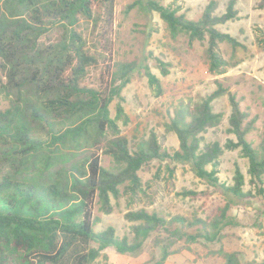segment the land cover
<instances>
[{"label": "trees", "instance_id": "obj_1", "mask_svg": "<svg viewBox=\"0 0 264 264\" xmlns=\"http://www.w3.org/2000/svg\"><path fill=\"white\" fill-rule=\"evenodd\" d=\"M115 2L0 0V99L9 102L0 110V264H95L107 248L138 257L153 238L159 255L151 264H165L182 241H221L225 227L238 225L229 214L233 205L250 198L264 202V142L256 148L247 138L254 120H248L249 112L222 84L172 118L168 130L179 139L173 153L163 150L155 132L131 150L119 120L128 121L123 90L131 81L133 64L121 65L119 84L117 78L104 89L82 84L97 59L87 50L80 22L94 18L96 5L112 18ZM236 5L237 0H230L225 12L219 13L217 1L211 0L202 16L193 20L158 0L144 4L148 12L160 15L173 37L184 34L191 42L206 41L210 71L216 74L230 66L220 54L221 43L235 50L244 47L218 27L239 19ZM58 29L61 35L44 43L43 38ZM259 31L257 41L264 48V30ZM161 66L168 74L164 62ZM145 75L161 95V79L148 66ZM224 94L231 104L227 130L235 138L205 142L204 134L222 123L223 114L214 110V101ZM237 149L248 159L249 180L236 165L233 182L227 184L218 175L220 157ZM102 154L111 156L119 168L104 167ZM167 159L188 165L197 177L223 192L227 202L218 213L207 218L165 216L139 208L126 213L132 222L131 236L120 237L113 226L97 231L100 218L95 207L109 214L113 200L134 198L144 191L143 167ZM225 258L227 264H241L235 253H226Z\"/></svg>", "mask_w": 264, "mask_h": 264}, {"label": "rangeland", "instance_id": "obj_2", "mask_svg": "<svg viewBox=\"0 0 264 264\" xmlns=\"http://www.w3.org/2000/svg\"><path fill=\"white\" fill-rule=\"evenodd\" d=\"M145 1L116 0L112 18L96 5L94 18L82 19L78 28L87 42L88 52L97 59V63L89 67L83 85L104 89L116 78L119 84L121 65L132 63L134 66L131 81L123 90L122 104L128 121L119 120L131 150H136L152 132L157 133L163 150L170 153L177 150L179 139L175 132L168 130V124L179 110L201 101L219 84L236 94L242 109L250 114L248 120H254L247 138L258 148L264 142V48L257 41L259 30H264L262 0H237L239 19L218 26L237 37L244 46L235 50L226 42L219 45L220 54L230 64L220 74L210 71L206 41L191 42L184 34L173 37L160 15L147 11ZM158 1L178 7L179 13H184L188 19L198 20L211 0ZM216 1L217 12H225L230 0ZM61 33L60 29L54 30L43 38L44 43L57 39ZM161 62L168 70L166 75ZM146 66L161 79V95L150 86ZM117 104L118 99L111 104L113 117L117 115ZM8 105L7 99H0V110ZM214 110L223 114V120L204 134L205 142L225 143L228 138H235L227 130L231 114L227 94L214 101ZM101 159L104 167L119 168L111 156L102 154ZM236 165L249 180L248 159L237 149L226 151L220 157L218 175L222 182H233ZM140 176L143 192L134 198L125 195L119 201L113 200L114 209L109 214L102 212L99 205L95 207V215L100 218L95 226L97 231L113 226L120 237L131 236L132 222L126 218L130 210L147 208L165 216L182 214L207 218L216 215L227 202L221 190L197 177L188 165L169 159L145 165ZM246 188L251 186L247 184ZM184 191L198 195H183ZM229 214L236 218L238 225L225 227L221 241L193 244L182 241L176 246L179 251L165 264H227L226 253H235L241 264H264V202L250 198V201L233 205ZM158 255L159 248L153 238L138 257L107 248L95 264H151Z\"/></svg>", "mask_w": 264, "mask_h": 264}]
</instances>
